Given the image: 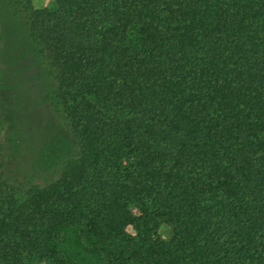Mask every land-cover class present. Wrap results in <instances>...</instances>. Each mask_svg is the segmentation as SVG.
<instances>
[{
    "label": "trees",
    "instance_id": "1",
    "mask_svg": "<svg viewBox=\"0 0 264 264\" xmlns=\"http://www.w3.org/2000/svg\"><path fill=\"white\" fill-rule=\"evenodd\" d=\"M9 3L68 133L43 185L0 137V264H127L82 228L155 219L171 236L141 238L134 264H264V0ZM3 87L0 64V130Z\"/></svg>",
    "mask_w": 264,
    "mask_h": 264
},
{
    "label": "rangeland",
    "instance_id": "2",
    "mask_svg": "<svg viewBox=\"0 0 264 264\" xmlns=\"http://www.w3.org/2000/svg\"><path fill=\"white\" fill-rule=\"evenodd\" d=\"M33 5L37 9L53 8L54 0H33ZM0 38L4 85L0 137L6 146L9 170L23 182L43 185L59 174L68 131L47 98L51 79L45 62L33 48L25 18L12 9L9 0H0ZM82 232L85 242L99 244L108 259L116 262L122 254L127 264L137 261L141 238L168 240L171 236L169 227L158 219L136 222L123 238L93 235L85 228Z\"/></svg>",
    "mask_w": 264,
    "mask_h": 264
}]
</instances>
